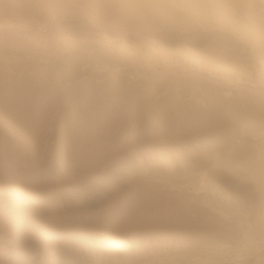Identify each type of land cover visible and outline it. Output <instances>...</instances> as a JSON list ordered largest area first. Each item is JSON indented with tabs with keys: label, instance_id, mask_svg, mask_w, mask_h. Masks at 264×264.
Wrapping results in <instances>:
<instances>
[{
	"label": "rangeland",
	"instance_id": "374dc122",
	"mask_svg": "<svg viewBox=\"0 0 264 264\" xmlns=\"http://www.w3.org/2000/svg\"><path fill=\"white\" fill-rule=\"evenodd\" d=\"M76 1L84 6L90 0ZM256 2L262 4L264 0ZM36 20L39 26L32 25L26 29L15 23L0 26V216L7 214L1 218L3 223H0V264H158L159 260H164L167 264H222L226 261L227 264H234L235 261L241 264H264V231H259L260 235L254 234L257 240L253 238L254 245L253 241L248 245L240 241L242 230L251 229L250 225L257 222L258 227L262 225L264 228V214L260 213L264 208V145H260L264 140V86L258 88V85L253 84L254 89L251 85L259 74L264 76V63L259 62L258 57L244 53L250 76H241L242 81L247 83L242 82L238 87L237 74L214 71V68L209 69L208 66H203L204 71H199L202 66L197 67V63H192L183 54H176L178 46L183 45L201 50L210 43L224 41L233 46V37L229 32L192 29L183 34L177 29H166L159 33L150 28L131 30L133 32L118 31L108 26H97L86 16L75 20L62 19L46 9L37 13ZM70 28L88 30L93 41L76 47L65 44L63 33ZM107 37L115 41L111 46L105 41ZM141 38L149 43L157 41L156 44L166 46L165 51H171L169 55H172V60L174 55L178 56L174 58L176 62L173 60V66H176V69L173 67L174 72L172 70L165 74L167 69L163 67L164 62L157 61L148 53L123 55L124 50L120 49L122 39L134 47L133 42H138ZM240 46H236L235 50L241 49ZM189 62L191 63L188 65ZM182 67L186 68L178 69ZM176 70L182 72L177 73ZM190 71L192 74L193 71L200 74L201 78L198 79L201 82L190 77ZM184 72L189 73L185 75ZM224 76L233 78L228 85L224 82ZM150 82L158 83V90ZM184 83L190 84L188 88L191 86L188 94L182 91L183 85L186 86ZM194 84L198 87H194ZM219 86H224L226 92L233 91L236 95L242 92V95L224 98L222 94L225 91L222 92V87L218 91L216 89ZM146 91L150 97L159 93L161 99L157 101L161 102L163 111L177 107L185 111V118L171 120L173 127L179 126L181 130L185 126L199 129V126L210 125L206 120L211 119L204 115L201 118L202 113L217 109L227 113V109L234 106L236 111L239 108L243 115L229 113L231 116L228 114L229 117L226 115V118L231 123L224 120L226 124L235 125L236 130L223 137L225 145L229 143L227 148L231 149L233 145L232 151L238 150L237 159L241 157L240 154L254 156V162L260 165L258 167L256 164V168L262 169L263 173L255 168L257 176L262 174L258 178L254 173V179H251L252 176L250 179H243L235 173L231 174L234 172L231 168L237 160H229L224 151L218 163L211 159L209 165L202 159L209 165L207 167L206 164L200 167L195 161L187 160L185 154H177L184 165L190 168L192 166L190 174L173 175V180L164 183V187L157 177L163 175L153 174L154 179H142L133 184L126 182L120 190V186H114L115 192L112 188L114 184L111 185L113 180H109L114 178V172L111 175L97 173L91 170V165L84 164L81 158L95 148L90 146L83 149V140L87 139L91 131L100 128L101 121L110 112V115H115L116 112L121 114L115 116L117 119L121 117L123 131L127 132L134 127V124H130L132 121H128L129 104L126 100L117 104L118 99L115 97L129 98L130 93L134 92L133 94L142 93L141 96L148 98ZM183 94L190 95L188 98L199 96L200 100L195 101L197 103L190 102L191 105L187 102L186 105L183 98V102L179 100L181 96L184 97ZM135 98L137 97L133 96L130 100ZM177 102H180V106ZM111 110L116 112L112 113ZM191 111L198 115L189 118ZM147 112L149 118L155 114L151 110ZM233 114L234 119H239H231ZM160 119L158 116L155 123L162 122L158 121ZM192 119L193 125L189 124ZM123 131V137L115 138V143L111 146L118 140L127 141L123 140L126 135ZM206 140L210 142L205 136L186 142L189 141L192 152L194 146L205 150L209 144ZM255 143L259 145L256 147ZM103 144L101 148L106 146ZM147 146L143 147L152 154V147ZM235 147L237 148L234 149ZM258 147L262 149L259 151ZM185 149L186 144L183 150ZM142 156L135 157L132 159L135 161L126 164L127 168H124L132 170L129 168L142 166ZM77 160L79 162L75 163ZM212 163L215 166H211ZM184 165L181 166L184 168ZM229 165L230 169L226 168ZM208 170L216 171L218 175L212 177ZM156 181L161 185L158 186ZM109 182V186L106 185ZM196 183H205L207 190L202 194L193 193V187L198 186ZM152 184L157 185V188ZM20 186L36 191L41 200L34 202L35 200L16 193L15 189ZM152 188L153 191L149 193ZM164 190L168 194L166 197L163 195ZM192 201L202 204L197 203L196 209ZM206 204L212 205L206 207ZM255 225L256 230L258 227ZM44 228L49 231L48 234L43 233ZM263 228L261 229L264 230ZM255 232L258 230L253 233ZM151 252L159 260L152 259Z\"/></svg>",
	"mask_w": 264,
	"mask_h": 264
},
{
	"label": "bare ground",
	"instance_id": "6f19581e",
	"mask_svg": "<svg viewBox=\"0 0 264 264\" xmlns=\"http://www.w3.org/2000/svg\"><path fill=\"white\" fill-rule=\"evenodd\" d=\"M43 9L49 10L55 16H59L62 19L71 18V19L75 20V18L79 19L83 16H86L90 20V22L94 23L97 26L98 25L99 26L102 25L103 27L108 26L112 29H116L118 31L119 30L120 31H126V32L128 30H130V31L131 30H133V31L137 30L138 31L142 28L143 29L144 28H146V29L150 28L154 31L156 30L155 32H159V31L161 32V30L164 31L166 29L167 30L177 29V31L178 30L182 31L183 34L185 32L187 33L188 31H190L192 29H193V31H194V29H196V30L201 29L202 31L203 30H205V31H207V30H221V31L229 32V33H231V35L233 37L232 38V40L234 42L233 46L230 45L229 43L224 42V41H221V42L216 41V42L210 43L201 50H199V49L196 50V48L194 49L190 46H184L183 45V46H178L179 48H177L176 54L177 53H178V55H179V53H180V55L183 54L188 60L190 59L191 62L193 61L194 63H197L196 66L197 65L200 67L202 66V68L199 71H204L203 66H208V68L209 67L214 68V71L220 70V71H222V73L227 72V73L237 74L236 77L238 79L237 80L238 84H236V83L235 84L238 85V87H240L239 85L243 84L242 82H246L245 80L242 81L241 76H245V75L250 76L249 70L246 66V58L243 55L244 53L247 52L252 57L253 56L258 57L259 62L264 63V3L259 4L258 2H256V0H90L89 3L87 2V4L84 6L82 4H79L76 0H0V26H8V25H11L14 23L21 26L22 28L24 27L25 29L28 27H31L32 25L37 26L38 22L36 20V15H37V13L41 12V10H43ZM38 26H39V24H38ZM79 29L78 30H75V29L72 30L70 28V30H68L66 33H63L64 43L67 45H71V46L76 47V45H79L82 43L86 44V43H90L93 41L92 35L89 34L90 32L88 30H87L88 31L87 32V31H84V29L81 30L82 28L80 30ZM133 31H131V32H133ZM170 32H172V31H170ZM105 41L109 44V46L112 45L111 44L112 42L113 43L115 42L110 37L105 38ZM156 42H153V43L150 42L149 43V42H147L141 38V40H139L138 42L137 41L133 42L134 45L133 44L132 45L134 47H132L131 45L127 44V42L124 39H122L121 40L122 45H120L121 46L120 49L124 50L123 55H125V53H126V54H129V56H130V54L137 53V52L148 53V54H150L149 56L154 57L155 59H157V61L161 60V62H164V66L163 65L162 66L167 69L165 74L169 73V71L172 72V70L174 72V68L176 66H173V65H175V63H173V60L177 55L176 56L174 55V58L172 60L171 59L172 55L171 54H170L171 56L169 55V53H171V51L170 50H169V52L165 51V50H167L166 49L167 47L166 46L163 47V45H160L159 43L156 44ZM239 44L241 45L240 46L241 49H239L238 50L239 52H238L235 49H236V46L238 47ZM105 45H107V44H105ZM118 49H119V46H118ZM148 54H146L145 56H148ZM126 56H128V55H126ZM168 56H170V57H168ZM161 62H158V63H161ZM174 62H176V61L174 60ZM191 62H189L188 65ZM182 66H184V65H182ZM197 67H195V68H197ZM178 69H183V67L178 68ZM188 69L192 70L190 68H188ZM189 70H187V71H189ZM194 70H197V69H194ZM164 71H165V69H164ZM176 72H177V70H176ZM181 72L182 71H180L179 73H181ZM193 72L195 73V71H193ZM186 73H189V72H186ZM186 73H185V75H186ZM194 73L192 74L190 71L189 76L192 77L193 79H196V80L198 78H201L200 74H196V73L194 74ZM214 74H215V72H214ZM212 76H215V75H212ZM225 76L223 77L225 79L224 82L227 83V85H228L229 82H231V80L233 78L229 79V77L227 78ZM219 77L221 78V76H219ZM187 78H189V77H187ZM215 78H214V80H216ZM159 80H158V82H159ZM218 80L223 81L222 79H218ZM183 81H185V80H183ZM199 81H197V82H199ZM251 81H250V83L248 82L249 85L251 84ZM212 82H213V80H212ZM217 82L218 81H216V83ZM150 83H152V84H150L151 86H153V85L155 86V87L153 86L155 90H158V89H156L158 87V83H156V84H153L154 82H150ZM253 84H255L256 86L258 85V88L263 87L264 86V76L259 74L257 79L253 80V83L251 85H253ZM139 85H142V84H138V86ZM150 85H148V86H150ZM185 85L186 86L183 85V90L182 89L181 90L186 91L185 93H187L188 89L191 88V86L188 88L187 86H189L190 84L189 85L185 84ZM259 85H261V86H259ZM142 86H140V88H143ZM196 86L194 84V87H196ZM144 87H146V86H144ZM192 87H193V84H192ZM220 87H222V86H219L218 88H216L217 91ZM223 87H222L223 91L220 90L222 92L225 91L224 90L225 88L223 89ZM253 87L255 89L254 85H253ZM258 88H256V89H258ZM134 89L136 91V87ZM139 89H138V91H139ZM150 89H152V88L150 87ZM194 89H192V90H194ZM213 89H211V90L215 91ZM140 91H141V89H140ZM220 91H219V93H220ZM259 92H260V90H259ZM133 93L132 94L130 93L129 98L127 97V95L129 93L127 95H124V97L126 96L127 98L123 99V97H119V96H116L115 98H116V100L118 99L116 102L117 104L123 103V101L126 100L127 103L129 104V106L131 107V108L129 107L130 116L128 117V121L129 120L132 121V122H130V121L129 122H130V124H134L135 125L134 127H132L133 125H131L132 128L130 130H128L129 129L128 128L127 129L128 131L125 132L122 129L123 125L121 123V121H122L120 119L121 117H118V119H117L115 116L118 114L116 111H115L116 112L115 115L114 114L110 115L111 112L108 115H107V113L105 114V112H102V113H104V115H107V116H105L103 118L104 120L101 121L100 128L99 127H97L98 129L95 128L96 131L95 130L91 131L92 133H90L89 136H87V139L85 141L83 140V142H84L83 144L85 145V146H83V149L84 148L86 149V147H90V146L95 148L94 151L91 150V153H89V154L87 153L86 155H84L85 157L81 158L84 161V164L91 165L92 169L91 168H89V169H91L92 171H95L97 173L102 172L103 174L108 175V174L114 172V178L112 176H110L111 174L109 175L110 177L113 178V179H111V178L109 179V180H113L111 185H113V184L114 185L112 186V188L114 186L115 187L120 186V187H118L120 190V188H122L123 184H125L126 182L133 184L134 181L139 182L142 179L143 180L149 179V178L154 179V177L156 176L155 174L163 175V176H157L158 180L162 182V185H161V183L157 182L158 181L157 179H155V180H157L156 184L158 186H159V184L161 186H163L164 183L166 184L168 181L173 180L172 179L173 175H179V173L180 174L181 173L186 174V173H189L190 171L193 170L192 166L190 168V167H187L186 165H184V162L182 163V160L177 156V154H181L182 156H183V154L187 155V157H188L187 160H191L193 162L195 161L197 163L196 165L199 164L201 167L202 165L206 164L205 162H207V164L211 163V159H213L212 162L218 163V160L221 157L223 151L225 152L226 156L229 157L228 158L229 160H234V158L237 160V161L235 160L236 162L234 164L232 162H230L233 164V167H232L233 170L231 168V171H234V172H231V174L233 173V175H234V173H235L236 175H239V177L242 176L243 179L244 178L248 179L249 177L252 176L251 179L252 178L254 179L253 174L255 173V171H257L259 169V168H256L257 163L254 162V159H256V158H253L254 156L251 157V156L245 155L243 153L244 155L240 154L239 156H241V157H239L237 159L236 157L238 156L239 153L237 154L236 151L238 152V150L232 151L233 145L231 143H230L232 145L231 149L227 148L226 145H228L229 143L225 145L226 140L224 141V138H223L224 136L231 135L233 131L234 132L236 131L234 129L235 125L226 124L227 122L231 123L230 121H227L226 115L228 116L229 113H234V114L237 113L238 116H239V114L243 115V112L238 110L239 108L236 111V106H234V107H232V109L231 108L227 109V113L222 112L220 109H217L215 111L211 110L208 113L206 112L205 114L202 113V115L199 114V115H201L200 116L201 118L204 115L205 117L211 119V120H206V122L208 124L210 123V125H208L206 127L199 126V127H201L199 129H194V128H191L190 126H185L186 128L181 130V128L179 126L175 125L176 127H173L174 123H171V120L177 121L181 117L185 118L186 117L185 111L183 112L182 109L179 107H177L173 110H169L167 112L163 111L161 108V106H162L161 102H159L161 97L159 96L158 92H156L155 95H153L152 97H150V94L147 92L149 94V97L147 95L148 98L141 96L142 93L141 94H133ZM241 93L242 92H239L238 95ZM151 95H152V93H151ZM234 95L238 96V95L234 94L233 91L232 92L231 91H227V92L225 91L224 94H222V97L224 96V98L225 97L229 98V97H233ZM241 95H239V96H241ZM133 96L137 97V98H135L134 100H130L131 97L133 99ZM183 96H184V94H183ZM188 96L190 97V95H188ZM188 96L186 95L184 97L181 96L180 98L179 97L178 98H179V100H181L183 98V101L186 103L189 102V105H191L190 102H195V101L199 102V100H200L198 98L199 96L193 97V98L192 97L188 98ZM191 96H193V95H191ZM175 98H176V96H175ZM157 99H159V100L157 101ZM121 100H123V101L121 102ZM175 100L177 101V98ZM201 100H203V99H201ZM222 100H223V98H222ZM233 100L236 101V99H233ZM183 101L181 100V102H183ZM197 102H195V103H197ZM201 102L204 103V101H201ZM223 102L225 104V101H223ZM237 102H239V101H237ZM178 103L180 104V102H177V104ZM231 103H233V102H231ZM192 104H194V103H192ZM221 104L223 105V103H221ZM186 105H188V103ZM226 105H229V104L227 103ZM241 105H238V106L240 107ZM194 106L195 105H193V107ZM193 107H192V109H195ZM196 107H198V106H196ZM229 107H231V106H229ZM246 107H247V105H246ZM183 108H184V106H183ZM200 108H201V105H200ZM206 109H211V108H206ZM242 109L247 110L246 108H242ZM147 110H151L153 113H155L152 116V118L149 115L151 119L149 117H147V113H148ZM196 110H197V108H196ZM228 110H230V111H228ZM111 111H113V110H111ZM115 112L113 111L112 113H115ZM188 113H190V112H188ZM196 114H197L196 112H192L191 117H189V118H192V116H194V115L196 116ZM234 114L232 115V117L235 116ZM151 115H152V113H151ZM119 116H121V114ZM158 116H160V118L162 119V120L160 119L158 121H162V122L156 124L155 121H156ZM229 116H231V114H229ZM232 117H230V118L234 119V117L233 118ZM197 118H199V117L197 116ZM236 119H239V118L237 117ZM236 119H234V120H236ZM224 120H226L227 122H224ZM204 122H205V118L203 119V125H204ZM186 123H188V122H186ZM191 123H194L193 119L190 121L189 124H191ZM195 123H196V121H195ZM84 124H86V123H84ZM199 124H200V122H199ZM92 125L90 127V130H92L91 128H93ZM191 125H193V124H191ZM86 126H88V125H86ZM89 126H90V124H89ZM197 128H198V126H197ZM193 130H197V131H193ZM122 131H123V133H126L123 140H127V141L118 142L119 141L118 140L116 142V144H114V146H111V145H113V143H115V142H113L115 138H119V139L121 138ZM29 134L30 133L28 132V135ZM34 135H36V133ZM202 136H205L207 139L210 140V142H208L206 140L207 143H209V144L206 145L205 150L202 149L203 150L202 151L198 148H195V146L193 145L194 149L192 150V152H190V150L192 148H190L191 146H190L189 141L186 142V140H194L195 138L198 139ZM33 137L35 138V136H33ZM220 141H222V142L220 143ZM233 141H234V139H233ZM263 142H264V140L262 141V143L260 145H262V144L264 145ZM103 143L106 144V146H104L105 148L104 147L101 148L102 145H104ZM184 143L186 144L185 150H183V148L185 147ZM205 144L206 143H204V146H205ZM144 145H148L149 148L152 147V149H151L153 151L152 154L150 153V150H147V148L145 149L146 146L143 147ZM254 145H256V147H257L259 144L255 143ZM109 147H111V148H109ZM262 147L261 148L258 147L259 151L262 149ZM236 148L237 147H235L234 149H236ZM243 150L245 151V149H243ZM245 152H247V151H245ZM131 153H132V155H131ZM257 154H259V153H257ZM139 156L143 157V159H142L143 164L141 163L142 161L140 162L141 163L140 165H142V166H139L137 164L139 167L136 166V168H134L135 166L133 167L132 165H136V163H135V164H131V166L129 165L130 167H133L134 169L129 168L132 170H126L125 169V168H127L126 164L133 163L135 160H132V159H135V157L139 158ZM202 159L205 160V162L202 161ZM225 159H227V158H225ZM74 160H76V157ZM78 160L75 163H78L79 162ZM184 160H186V158L183 159V161ZM138 163H139V161H138ZM214 163H212L211 166H213ZM226 163L228 164V162H226ZM182 164L184 165V168H183V166H181ZM207 164H206V167L210 165V164L209 165H207ZM254 164H255V167H254ZM119 166H120V168H119ZM194 166L195 165H193V167ZM230 166L231 165H229L226 168H229ZM258 167H260V165H258ZM198 168L199 167H197V169ZM203 168H205V167H202V169ZM255 168L257 170H255ZM205 169H207V168H205ZM209 170H208V172H209ZM263 170H264V168H263ZM263 170H262V173H263ZM216 171H217V169H216ZM216 171L212 170L209 173L211 176L215 175V174L218 175L217 174L218 171L217 172ZM132 172L134 175L132 174ZM221 173H223V172H221ZM262 173H260V175ZM103 174H101V175H103ZM153 174L155 176H153ZM254 175H256V177H258V178L260 176V175L257 176V173H255ZM180 176H182V175H180ZM191 178L193 179V177H191ZM199 178H197V179H199ZM188 180H189V178H188ZM190 181L193 182V180H190ZM110 182L106 185L109 186ZM192 182H191V184H192ZM200 182H201V180L199 181V183ZM193 184H194V182H193ZM152 185H155V184H152ZM157 185H155L156 188H157ZM204 185L206 186L205 183L204 184L202 183L198 186L193 187L194 189L192 192L196 193V194H199V193L202 194L203 191L207 187V186L205 187ZM172 186H175V183H174V185L172 183ZM100 187H101V185H100ZM102 187H104V186L102 185ZM156 188H154V189H156ZM106 189H108V188H106ZM113 189H115V188H113ZM174 189H172V190H174ZM176 189H178V188L176 187ZM119 190L117 189V191H119ZM156 190H158V189H156ZM152 191H153V188L150 190L149 193H151ZM15 192L21 196L28 198V199L35 200L34 202L41 200L40 197L38 196V194L36 193V191L27 190L23 186H20L19 188L17 187L15 189ZM115 192H116V189H115ZM159 192H162V191H159ZM164 193H165V190H164ZM166 193L165 194L160 193V194H163L164 196L168 195ZM159 200H161V198H159ZM194 200H195V198H194ZM195 201H197V200H195ZM188 202H190V201H188ZM192 202H194V201H192ZM197 203L202 204L200 202H194L193 205L195 208H196L195 205H197ZM187 205L190 206L191 204H187ZM203 205H202V207H203ZM211 205H209V206L211 207ZM205 206L207 207L208 205L206 204ZM189 208H191V207H189ZM195 208H193V209H195ZM262 209H263V212L261 210L260 213L264 214V208H262ZM2 211H4V210L2 209ZM192 211H194V210H192ZM4 213H6V212H4ZM6 215L7 214H5V215L2 214L0 216V223H3L1 218L6 217ZM178 217H177V219H178ZM182 217H180V219ZM261 217H262V215H261ZM162 223H165V222H162ZM250 223H251V221H250ZM250 223H249V225H250ZM254 225L252 224L249 226V228H251V229L246 230L243 228L244 231L242 230V232H241L242 237L241 236L240 237L242 239L240 241H243L244 243H247V245H248L249 243H251L253 241L254 236H256L254 234L259 233V235H260L259 231H261V232L264 231L261 229V228H263L262 225L260 227H258L256 224L255 226L258 227V229H256V230H258V232L253 233L254 231H256L254 228ZM259 229H261V230H259ZM48 232L49 231L47 229H45V228L43 229V233L48 234ZM52 235H54V234H52ZM263 235H264V233H263ZM263 235H261V236H263ZM261 239H263V238H261ZM252 244L254 245V241ZM256 250H258V247ZM213 253H215V252H213ZM150 256L152 259L159 260V257L157 255H155L153 252H151ZM227 263H228V261H226L225 263L223 262L222 264H227ZM158 264H167V263L164 262V260H159ZM234 264H241V263H237L235 261Z\"/></svg>",
	"mask_w": 264,
	"mask_h": 264
}]
</instances>
